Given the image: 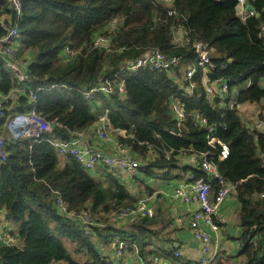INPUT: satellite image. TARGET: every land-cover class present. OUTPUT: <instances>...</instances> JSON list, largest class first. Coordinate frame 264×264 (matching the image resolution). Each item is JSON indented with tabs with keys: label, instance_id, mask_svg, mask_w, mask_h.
<instances>
[{
	"label": "trees",
	"instance_id": "16d2710c",
	"mask_svg": "<svg viewBox=\"0 0 264 264\" xmlns=\"http://www.w3.org/2000/svg\"><path fill=\"white\" fill-rule=\"evenodd\" d=\"M160 1L21 0L16 57L36 100L28 93L16 97L0 121L7 141L6 161L0 163L1 228L12 238L0 241V264H122L120 246L137 264L165 255L164 246H170L168 255L178 248L171 238L178 229L160 206L152 217L121 218L144 200L142 191H154L137 173L136 188L128 189L106 167L86 171L53 146V140L67 142L75 133L98 142L95 127L105 114L110 140L128 150L145 175L159 170L167 180L172 170L188 169L183 158L197 156L189 170L208 181L213 201L221 185L199 170L205 155L225 185L234 187L229 196L238 204L239 230L228 239L237 251L230 255L224 247L214 264H264V129L239 111L257 107L255 119L264 123V0H243L252 16H239L237 0ZM5 17L16 20L0 0V19ZM174 31L183 34L182 43L174 41ZM197 44L208 55L203 68L197 65ZM151 52L175 57L177 64L123 70ZM203 79L226 84L227 92L208 94ZM106 81L112 93L84 98L83 91ZM18 84L1 62L0 94ZM32 103L44 120L58 125L38 140L9 138L4 124ZM175 103L179 122L172 113ZM222 145L229 151L226 159H220Z\"/></svg>",
	"mask_w": 264,
	"mask_h": 264
},
{
	"label": "built area",
	"instance_id": "2783aa9c",
	"mask_svg": "<svg viewBox=\"0 0 264 264\" xmlns=\"http://www.w3.org/2000/svg\"><path fill=\"white\" fill-rule=\"evenodd\" d=\"M8 4V7L12 10L15 17V22H11L10 17H5L0 19V29L4 31V34L0 36V63L2 62L6 69H8L18 80V86L11 89L6 94H0V121L5 116L4 107L10 105L15 97L19 94L28 93L31 102L34 103L36 100V93H33L29 87L32 82L25 75H22L19 71V62L16 57V47L17 38L19 36V30L17 23L21 17V0H3ZM246 5L243 0H238L239 16L249 15L252 16V11L246 10ZM262 30V29H261ZM264 33V28H263ZM259 37V35H258ZM196 52L198 54L197 65L201 68L205 67L209 63L207 52L203 49L200 44L196 46ZM67 52V48H66ZM177 60L173 58H165L162 54L157 52H151L145 56L135 60L128 61L123 65V70L134 71L140 67H153L155 69H168L170 66H175ZM196 71L193 67L188 69L185 78H190L192 74ZM206 92L208 94L218 91L220 93L227 92L226 84H219L215 82L206 81ZM120 91L122 92V86ZM219 86L218 89L214 88ZM119 91V92H120ZM110 94L112 93V86L109 82L101 83L98 86H93L82 94L84 98H91L94 94ZM33 103L30 106L28 112L23 114H18L13 116L3 126V131L7 133V136L13 140H19L22 138H33L38 140L42 135L50 134L54 125H58L56 120L46 121L37 112L35 105ZM181 108L177 107L175 103L172 105V113H174L178 122L182 117ZM205 124V120H201ZM99 126L96 131L97 137L102 140V142H110L108 134L105 132L106 126H108L107 114L99 119ZM258 129H264V123L258 122L256 125ZM211 131V127L208 128ZM123 131H120L121 133ZM124 133V132H123ZM125 134V133H124ZM122 135V134H121ZM59 140V139H58ZM57 152L61 156L73 157L81 167L86 171H92L96 166H104L107 168L108 172L112 174L114 180H122L123 175L135 176L137 169L139 168L138 162L130 155L129 151L126 149H121L119 146L114 145L116 149L113 155H105L100 150L91 148L85 142L82 133H75L67 141H60L59 144H54ZM7 141L3 135L0 134V163L6 161L7 156ZM229 155L227 147L221 146L220 159H226ZM198 159V158H197ZM198 168L206 176L209 177L210 181H215L221 185L217 196L213 201L210 200L211 186L204 176H194L193 174L189 176V184L178 185L174 189V196L179 199L182 203L187 206H191L195 203L196 208L191 212L186 224L183 223L181 218L176 220V225L178 227L185 225V228L190 231L193 239L198 243L200 254L192 261L190 264H213L215 262V256L218 251H225L226 246L220 245L217 238L221 232L220 225L224 224L222 217L218 215V208L223 204L224 200L229 197L230 192L234 187L226 186L223 179L215 170L214 166L211 165L205 155H200ZM154 210L146 205L145 200H140L133 210L126 209L120 216L121 218L130 217L132 219L140 217H152ZM2 218L0 216V228L2 227ZM184 227V226H183ZM3 233L2 229L0 234ZM210 233L214 234L216 238H212ZM4 234V233H3ZM1 236L0 241L12 242L7 234ZM225 247V249H224ZM119 248L117 255L122 258V264H136L130 261L126 257L125 251ZM183 257L182 252L179 250H174L166 258L164 262L159 257H150L149 261H139L137 264H186L181 259Z\"/></svg>",
	"mask_w": 264,
	"mask_h": 264
},
{
	"label": "crops",
	"instance_id": "0c3cea01",
	"mask_svg": "<svg viewBox=\"0 0 264 264\" xmlns=\"http://www.w3.org/2000/svg\"><path fill=\"white\" fill-rule=\"evenodd\" d=\"M182 34L180 31L177 32V35L179 36V39L176 40V42L180 43L181 42V35ZM175 41V40H174ZM26 94V93H25ZM25 94H19L16 97L25 95ZM29 95V94H28ZM15 97V98H16ZM99 123L96 125L95 128H98ZM122 133V132H121ZM119 136L124 137V135H121L118 133ZM85 142L91 146V148L100 150L102 153H105V155H113L114 154V143L112 139L109 142L108 146H103L100 143L102 142L96 137V134L94 135V138L98 140L96 142L93 139V143L88 142L91 141L92 136H86L84 135ZM105 143V142H104ZM111 144V145H110ZM97 147V148H96ZM148 156L152 157L153 155L151 153L148 154ZM196 157L197 156H188L185 157L181 160L182 166L188 168L186 171H178V170H172L169 172L171 175L167 180H163L162 183H160V186L157 187H152L154 190L152 193H147L142 191L143 197L144 198L146 205L153 209L155 211V208L157 206H160L162 210H165L170 216L173 218V223L177 227V231H175L174 235L171 237L176 242H174V247H178L180 252L183 254L184 260H193L196 259L199 254V245L198 243L193 239L192 234L188 229L185 228V225L178 227L176 225V220L178 218H181L183 220V223L186 224L187 219L189 218V215L193 210H195L196 205L193 203L191 206H187L184 203H182L179 199H177L174 196V189L178 185H183V184H189V176L192 175V171L189 170L190 167H193L196 165ZM98 177V175H97ZM132 177L135 176H129V175H123L122 181H124L127 185V188L129 189L134 185ZM135 189V188H134ZM132 189H130L131 191ZM238 208V204L235 201L233 197H227L223 204L221 205V208L218 210V215L222 217L224 220L223 224V229H221L220 234L218 235L219 238H217L219 244L225 245L226 246V252L227 254H235L237 251V244H234L232 241L228 240L229 238L236 237V234L238 233V224H237V219H236V210ZM212 238H216V236L212 233H210ZM227 236V238H223ZM164 250H166V254L161 256L160 258L162 259V262L166 258H169V251H170V246H164ZM233 252V253H232ZM160 255V254H158Z\"/></svg>",
	"mask_w": 264,
	"mask_h": 264
},
{
	"label": "rangeland",
	"instance_id": "374dc122",
	"mask_svg": "<svg viewBox=\"0 0 264 264\" xmlns=\"http://www.w3.org/2000/svg\"><path fill=\"white\" fill-rule=\"evenodd\" d=\"M161 1H163V0H161ZM164 1H166V2H168L167 0H164ZM163 1V2H164ZM238 12H239V8H238ZM181 35V42L180 43H182L183 42V40H184V37H183V34H180ZM177 39H179V36L177 35V31H174V40L176 41ZM203 83L205 84L206 83V80L205 79H203ZM216 84L218 83V82H215ZM218 87L219 86H215L214 88H216V89H218ZM235 91H236V88L235 87H232L231 88V93H232V95L235 93ZM233 99H234V95L232 96V98H231V100H230V102L232 103L233 102ZM239 111H240V113H241V115L247 120V121H250V123L252 122L254 125H256L258 122H260L261 120H257L256 121V116H257V114H258V112H259V109L257 108V107H253V106H242V107H239ZM107 133V132H106ZM125 133V132H124ZM123 132L122 133H120V134H122V135H125ZM108 134V133H107ZM108 136H109V138H111V136L108 134ZM98 138V137H97ZM99 139V138H98ZM100 140V139H99ZM55 143V145L56 144H59V140L58 139H55V140H53ZM102 141V140H101ZM114 151L116 150L115 148L113 149ZM116 152V151H115ZM114 152V153H115ZM91 177H92V179L94 180V181H99L100 180V178L99 177H97V174H94V175H91V174H89ZM164 174H162V171H159V170H152V174H150V175H145L144 174V172L143 171H141L140 170V168L137 170V177H136V179H138V180H142L141 182H144L145 183V185H147L148 187H157V186H160V183H162V181H163V179H161V176H163ZM133 188H136V185L134 184L133 186H132ZM143 195V194H142ZM1 229L2 228H0V232H1ZM232 238H234V237H232ZM231 239V238H230ZM234 244H237L236 242H234V241H232ZM214 264V263H213Z\"/></svg>",
	"mask_w": 264,
	"mask_h": 264
},
{
	"label": "water",
	"instance_id": "95a60500",
	"mask_svg": "<svg viewBox=\"0 0 264 264\" xmlns=\"http://www.w3.org/2000/svg\"><path fill=\"white\" fill-rule=\"evenodd\" d=\"M160 2L163 3V1H160ZM246 10H247V11H251L252 8H251L250 6H247V7H246Z\"/></svg>",
	"mask_w": 264,
	"mask_h": 264
},
{
	"label": "clouds",
	"instance_id": "9594fccd",
	"mask_svg": "<svg viewBox=\"0 0 264 264\" xmlns=\"http://www.w3.org/2000/svg\"><path fill=\"white\" fill-rule=\"evenodd\" d=\"M217 1H219V0H217ZM237 3H238V0H237ZM249 6V5H248ZM247 7V6H246ZM237 8H238V5H237Z\"/></svg>",
	"mask_w": 264,
	"mask_h": 264
}]
</instances>
